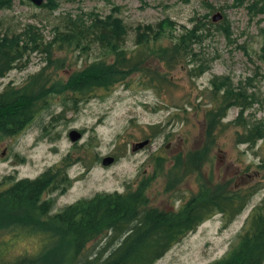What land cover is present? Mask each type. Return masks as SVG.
I'll return each mask as SVG.
<instances>
[{
  "label": "rangeland",
  "instance_id": "obj_1",
  "mask_svg": "<svg viewBox=\"0 0 264 264\" xmlns=\"http://www.w3.org/2000/svg\"><path fill=\"white\" fill-rule=\"evenodd\" d=\"M48 7L54 9L24 0L4 2L0 36L22 34L32 25L50 41L66 31L64 17L79 16L86 23L97 18L115 30L123 55L138 68L124 69L123 82L109 90L79 94L73 103L76 111L71 103L63 104L73 93L50 96L17 135L0 137V191L22 179L35 180L49 169L65 172L70 183L64 192L42 195L41 202L51 201L52 206L37 227L21 222L19 205L0 213L5 219L0 221V258L27 256L36 258V264H70L68 242L54 239L42 224L98 193L144 190L146 209L176 213L201 194L210 197L259 183L261 188L228 226L223 227L221 215L213 216L155 264H214L226 257L264 198V141L237 144L235 133L242 130L227 125L236 118V107L226 111L223 126L207 137L206 113L217 110L220 99L210 83L228 77L240 92L253 95L257 102L244 116L264 123V0H53ZM217 14L221 19L213 22ZM195 26L204 31L196 33L200 43L193 57L175 54L176 39ZM156 30L160 38L144 43ZM113 59L97 45L84 51L72 45L51 54L30 53L0 78V92L6 86L22 87L41 69L50 81L63 84L74 72L93 64L106 68L102 63L113 64ZM206 64L207 70L198 75L194 69ZM71 131L81 133L75 143L69 139ZM144 141L146 146L133 150ZM105 158H113V164L102 166ZM103 247V241H93L84 254L93 261Z\"/></svg>",
  "mask_w": 264,
  "mask_h": 264
},
{
  "label": "trees",
  "instance_id": "obj_2",
  "mask_svg": "<svg viewBox=\"0 0 264 264\" xmlns=\"http://www.w3.org/2000/svg\"><path fill=\"white\" fill-rule=\"evenodd\" d=\"M10 1L0 0V8L4 2ZM51 3L53 0L41 8H49ZM62 21L61 26L66 31L58 32V37L54 36L50 41H44L38 29L32 25H28L22 34L0 36V78L17 68L27 54H51L55 48L72 45L81 51L90 49V45H97L105 54L114 57L113 64L103 62L102 66L108 65L106 68L93 64L74 72L63 84L50 81L44 74V69H41L29 76L22 87L6 86L0 92V137L17 135L42 108L40 103L46 102L50 96L73 93L70 99L63 98V104L65 106L68 102L71 103L70 109L76 111L73 103L79 94L93 89L109 90L123 82L126 75L124 69L137 70L138 64L132 65L130 59L123 55L124 52L116 41V32L108 23L105 22V26L97 18L86 23L79 16L64 17ZM203 31L200 26L185 31L176 39L173 52H184L192 58L194 46L200 43L196 33ZM160 34V30H156L151 40L145 37L146 34L141 36L145 37L143 42L148 43L157 41ZM261 50L264 59V41ZM194 70L201 75L207 70V64ZM210 85L214 93L220 94V99L217 110L212 107L206 113L207 137L210 138L213 131L223 126L221 120L226 111L236 107L238 114L227 125L242 130L235 133L237 144L255 146L257 142L264 141V123L251 121L244 116L257 99L253 95H246L244 91L240 92L239 86L235 87L228 77L214 78ZM65 161L66 159L63 163ZM258 184L248 187L240 185L230 193L223 192L210 197L201 194L176 213L146 209L148 200L144 190L125 194L98 193L47 217L42 228L54 239L68 242L72 251L70 264H155L175 244L195 232L213 216L221 215L223 227L228 226L261 188ZM69 185L65 172L58 170L53 173V169L45 171L35 180H19L8 189L0 191V213L7 207L19 205L24 214L21 222L37 227L40 218L49 216L52 206L51 201L41 202L42 195L54 191L64 192ZM4 220L0 218V221ZM93 241H103L104 247L98 257L89 261L84 251ZM56 245L55 248L60 243ZM35 260L36 258L27 256L11 260L0 258V264H36ZM214 264H264V198L251 211L237 235L235 246L230 248L226 257Z\"/></svg>",
  "mask_w": 264,
  "mask_h": 264
},
{
  "label": "water",
  "instance_id": "obj_3",
  "mask_svg": "<svg viewBox=\"0 0 264 264\" xmlns=\"http://www.w3.org/2000/svg\"><path fill=\"white\" fill-rule=\"evenodd\" d=\"M24 1L31 3L34 7L41 8L44 4H46L50 0H24ZM220 19H221V16L218 14L212 17L213 22H217ZM68 136H69L70 141L72 143H75L77 140L81 138V133L77 131H71ZM147 144H148V141L138 143L137 145L133 147V150L134 151L139 150L143 148L144 146H146ZM113 162H114L113 158H105L101 161V165L104 167H108L111 164H113Z\"/></svg>",
  "mask_w": 264,
  "mask_h": 264
}]
</instances>
